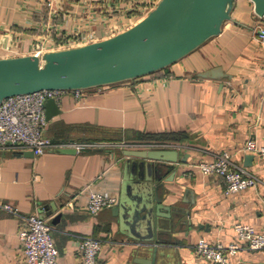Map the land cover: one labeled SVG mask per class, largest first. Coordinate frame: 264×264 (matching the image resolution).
<instances>
[{"label": "crops", "instance_id": "1", "mask_svg": "<svg viewBox=\"0 0 264 264\" xmlns=\"http://www.w3.org/2000/svg\"><path fill=\"white\" fill-rule=\"evenodd\" d=\"M154 1L0 0V58L56 51L59 41L84 32L93 41L109 38L145 17ZM253 8L250 0H236L218 36L159 73L82 90L79 97L65 91L45 134L57 144L89 147L72 154L52 147L39 156L0 150V264H26L18 234L32 214L51 226L58 264H84L83 236L101 240L98 264H137L136 257L151 255L141 249L146 243L158 246L160 264H217L196 255L199 238L237 242L235 222L264 232V157L253 153L252 164L245 165L239 152L248 140L264 146V58L252 33L258 22ZM162 132L186 135L165 141L179 149V158L187 153L186 162L162 168L156 177L164 184L163 203L188 214L160 221L159 237L156 228L140 230L143 237L154 236L142 241L121 228L114 207L91 214L87 192L107 191L120 200L127 175L124 151ZM219 151L233 153L238 165L256 175V187L227 195L222 179L193 167ZM146 214L138 211L141 220ZM228 264H264V252L243 247Z\"/></svg>", "mask_w": 264, "mask_h": 264}, {"label": "water", "instance_id": "2", "mask_svg": "<svg viewBox=\"0 0 264 264\" xmlns=\"http://www.w3.org/2000/svg\"><path fill=\"white\" fill-rule=\"evenodd\" d=\"M250 1L255 14L263 16L264 0ZM235 4L236 0H159L140 21L109 38L47 51L42 56L43 62L36 55L0 58V102L42 90L77 91L112 85L164 70L218 36L224 23L230 20ZM55 101L48 99L45 103L47 120L57 113ZM57 152L72 154L76 150L59 148ZM124 154L128 158L124 163L127 175L113 213L125 232L150 241L154 236L143 237L140 230L154 232L156 228L159 237L164 227L160 221H174L188 214L184 208L163 203L160 189L164 184L156 177L160 169L186 162L188 154L179 158V149L170 148L129 149ZM253 159L254 154H245V165L252 164ZM190 193L186 190L187 195ZM139 210L147 212L142 220L138 217ZM141 247L151 255L136 257L135 263L160 264L157 245L146 243Z\"/></svg>", "mask_w": 264, "mask_h": 264}, {"label": "built area", "instance_id": "3", "mask_svg": "<svg viewBox=\"0 0 264 264\" xmlns=\"http://www.w3.org/2000/svg\"><path fill=\"white\" fill-rule=\"evenodd\" d=\"M155 0L153 3H157ZM254 12V8H253ZM258 22L252 28V33L259 43L264 58V15L255 14ZM94 38L87 32L72 35L59 41L56 50L69 49L83 46L93 41ZM58 48V49H57ZM44 49L37 50L34 55L40 58ZM82 90L75 91L76 97L80 96ZM65 91L42 90L31 94L13 96L0 102V150L8 148L32 151L39 156L47 149L74 148L76 151L83 150L88 145L78 143L57 144L46 136L47 119L45 115V103L48 99L58 100ZM138 149L170 148L173 145L167 142L145 141L135 144ZM240 153H254L264 157V146H258L254 141L248 140L239 151ZM193 167L205 176L214 175L223 181L224 191L227 195L238 193L250 187H256L259 179L235 162L234 154L229 151L211 153L209 159H202ZM1 180V166H0ZM87 209L91 214H97L104 208L116 207L119 198L107 191H96L91 188L87 192ZM72 204L70 203V206ZM4 209L16 212L17 209L9 204L1 205ZM233 231L237 236V242L211 243L199 238L194 244L196 255L202 259L217 264H228L231 256L247 247L251 250L264 252V232L256 230L255 227L235 222ZM22 244L24 260L26 264H58V251L52 236V228L43 217L32 214L25 218V224L18 234ZM102 248L99 238L83 236L79 241V251L84 264H98L97 256Z\"/></svg>", "mask_w": 264, "mask_h": 264}, {"label": "trees", "instance_id": "4", "mask_svg": "<svg viewBox=\"0 0 264 264\" xmlns=\"http://www.w3.org/2000/svg\"><path fill=\"white\" fill-rule=\"evenodd\" d=\"M161 71H163V70H161ZM161 71H158L156 73H159ZM156 73H154V74H156ZM154 74H151V75H154ZM145 137L150 138L149 140H152V141L165 142L166 140L179 141V140H182L183 138H185L186 135L182 132H162V133H158V134L147 135Z\"/></svg>", "mask_w": 264, "mask_h": 264}, {"label": "rangeland", "instance_id": "5", "mask_svg": "<svg viewBox=\"0 0 264 264\" xmlns=\"http://www.w3.org/2000/svg\"><path fill=\"white\" fill-rule=\"evenodd\" d=\"M153 4V3H152ZM122 194V193H121ZM120 197V196H119ZM194 247V246H193Z\"/></svg>", "mask_w": 264, "mask_h": 264}]
</instances>
